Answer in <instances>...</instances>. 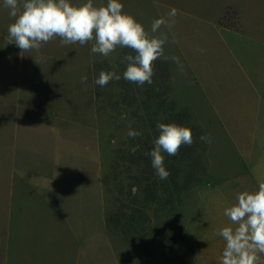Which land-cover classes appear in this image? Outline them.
Returning <instances> with one entry per match:
<instances>
[{"label": "rangeland", "instance_id": "obj_1", "mask_svg": "<svg viewBox=\"0 0 264 264\" xmlns=\"http://www.w3.org/2000/svg\"><path fill=\"white\" fill-rule=\"evenodd\" d=\"M121 1L124 12L134 16L148 31L154 19L161 18L162 15L167 17L166 8L160 4L165 0ZM85 2L86 0H71L75 5ZM93 3L94 6L106 5L107 0H93ZM189 3L194 7L196 1L190 0ZM9 11L3 0H0V28L6 29L13 23L14 18L10 17ZM183 23V20L178 19L173 25L172 30L179 36L178 43H172L167 26H162L159 31L168 36L164 46L165 55L170 61L171 57H178L183 66L181 69L177 63H171L174 87L180 88L175 89L174 95L180 101L200 104L204 97L187 92L193 77H188L190 73H184L188 66L186 59L190 60L189 69L194 74L201 73L205 81L209 79L214 85L224 84L223 78H232V70H235L233 68H236L238 73L240 69L229 53L221 48L209 49L200 44L197 38H191V42L184 43ZM156 35H159V32ZM54 39L60 42L58 53L54 52L50 44ZM54 39L42 44L39 51L31 50L30 54L28 51H21L22 66L18 65V60H12L10 69H0V264H220L224 247H209V238L205 231L200 229L204 223L205 208L204 203L200 201L202 193L198 185H193L186 193L177 196L176 212L159 220V223H163V232L165 230L163 235L169 236L174 231L175 235L171 236L169 241L182 247H161L155 230L151 231L142 246H130L107 226L108 218L116 211L114 199L118 191L114 187V164L117 152L124 147L126 133L132 125L129 113L127 118H123L120 112L110 108L120 93L115 80L111 85L103 87L94 82V90L92 85L88 91L80 87L79 95L83 97L85 105L79 116L94 117L95 140L89 134H80L75 110L72 111L70 105L58 108V111L67 113L70 120L67 124L73 123L64 128L61 132L63 137L60 139H67L77 154L74 158L65 155L63 161L66 164L62 166L64 169L60 167L63 171L59 170L57 174L55 190L58 191V197H49L57 203L48 209L46 204L39 201L38 196H34L37 194V189L33 187L35 182L38 183L37 176L29 175L31 187H23V178L27 176L18 169L42 168L40 164L51 166V153L57 148L54 150V141L47 133V123L36 113L37 103L31 101V98L23 101L26 107L22 106L21 100L17 102L18 94H25L29 85L27 80L18 74H33L38 71V67L55 62L58 63V77L72 81L75 75L84 72L81 63L87 61L86 45H63L59 37ZM123 50L118 48L108 57L95 54L94 67L104 61L111 65L117 63L121 53L125 52ZM7 51V47L1 44L0 55ZM19 53L20 50L16 48L15 55ZM247 58L245 55L241 59L244 69L247 68ZM30 63L37 65L29 67ZM66 95V92L58 91V99L65 100ZM211 98L222 105L231 103V99L224 92L218 95L212 92ZM169 99L171 100L170 97ZM201 113L207 115L208 111L202 110ZM18 117L21 122L17 126ZM262 119L264 120V116ZM58 148L66 149L61 146ZM263 154L262 151V156ZM256 156L255 159L258 158ZM262 156L260 163L264 159ZM34 163L38 165L33 166ZM257 176L264 180V170L261 169ZM201 177H204V173ZM102 186L103 196L100 202ZM24 192L31 194L26 197L23 211ZM209 209H213L211 205ZM100 229L103 230L102 235ZM85 238L88 239L86 247L85 243H78ZM180 238L186 240L189 245L186 246L184 242V245L180 244L177 241Z\"/></svg>", "mask_w": 264, "mask_h": 264}, {"label": "crops", "instance_id": "obj_2", "mask_svg": "<svg viewBox=\"0 0 264 264\" xmlns=\"http://www.w3.org/2000/svg\"><path fill=\"white\" fill-rule=\"evenodd\" d=\"M195 1L194 7L190 5V0H165L160 4L164 5L167 13L175 8L177 15L174 19L184 21L182 25V30H185L184 43L191 42V38H197L200 44L209 49L214 47V49L225 50L235 60L240 73L236 68H233L235 70H232V78H223L224 84L214 85L209 79L205 81L201 73L200 75L194 74L189 69L190 60L186 59L188 66H185L184 73H190L188 77H193L187 92L204 97L202 103L191 104L187 100L180 101L174 95L175 91L180 88L174 87L175 80L170 68L173 62L161 58L168 71L170 94L168 97L171 98L169 100L174 105V111L185 113L188 119V128L193 132V143L191 146H187L189 150L183 155V160L175 162L173 165L183 172L201 171L204 173L202 182L198 185L201 188L200 193H202L200 201L204 203L205 208L204 223L200 229L204 230L208 236V243L211 244L209 247H225L223 237L218 234L223 227L231 224L224 215L225 209L237 202L238 193L256 191L259 183L264 182L257 176L261 169L264 170V156H262V151L264 152V120L262 119L264 116V0ZM161 17L168 18L163 15ZM173 28V25L167 27L168 36H171L172 43H178L179 36L172 30ZM7 30L8 28H0V45L4 44L8 49L6 53L0 55V69L2 70L10 69L9 64L12 60H18V65L22 66L23 59L21 49L14 43H7ZM59 43V40L55 39L53 43H50L56 53H58ZM86 46L87 61L81 63L84 72L75 75L72 81L61 80L58 77V63L55 62L51 65L38 67V71L33 74H18L19 77L27 80L29 85L25 94H18L17 102L22 101L23 107L27 106L23 102L26 98H31V101L37 103L38 109L35 112L47 123V133L54 141L52 142L54 150L57 148L51 153L52 158L49 163L51 166L46 167V164H40L43 166L42 168L32 170L29 169L32 167H22L18 169L23 172L24 176H27V178H23L24 188L31 187L29 175L39 178L38 183L35 182L33 186L37 189V194L34 196H38L39 201L46 204L48 209L57 203L55 199L54 202L49 197L52 199L54 196L58 197L55 186L58 182L57 174L60 167L63 168L62 166L66 164L63 161L65 155L74 158L77 154L67 139H60L63 137L61 132L64 128L73 123L67 124L70 123L67 113L63 110L58 111V108L70 105V109L75 110L76 124L79 123L80 134H89L95 140L94 117L92 115L79 116L85 105L83 97L79 95L80 87L88 91L92 85L94 90L96 76L95 53L90 50L91 43H87ZM16 48L20 50L19 55H15ZM123 51L125 52L121 53L120 59L131 50L124 48ZM28 52L30 54L31 50ZM245 55L248 57L246 69L241 63V59ZM31 56L33 57V54ZM33 65L36 66L37 63H30L29 67ZM85 74L88 77L87 83L82 84L80 78ZM89 76H91V82H89ZM58 91L67 93L65 100L58 99ZM220 91L229 96L230 104L222 105L213 101L211 93L214 92L215 95H218L221 93ZM141 102L143 103L144 100L138 95L134 106ZM254 103L256 104L254 105ZM202 110L208 111V114L202 115ZM138 113L142 115L141 112ZM152 114L156 119L160 116L158 111H154ZM90 117H92L91 124ZM20 122L18 117L16 125L18 126ZM202 135L210 136L211 142L201 141L199 138ZM58 146L66 149L61 150ZM255 156L258 158L255 159ZM261 156L263 160L260 163ZM36 165L38 163L33 164V166ZM194 166H199V168ZM63 169L60 171L62 172ZM26 183H29V186ZM29 194L24 192L22 196L23 211L26 197ZM102 196L103 186L100 202ZM210 205L212 210L209 209ZM100 231L102 235L103 230L100 229ZM86 239L79 240L78 243L80 245L85 243L86 247L88 243V239ZM260 264H264V254H261Z\"/></svg>", "mask_w": 264, "mask_h": 264}, {"label": "clouds", "instance_id": "obj_3", "mask_svg": "<svg viewBox=\"0 0 264 264\" xmlns=\"http://www.w3.org/2000/svg\"><path fill=\"white\" fill-rule=\"evenodd\" d=\"M3 3L14 18L8 26L7 43H14L21 51H39L42 44L56 37L63 45L84 46L92 42L91 52L104 57L118 48H126L131 51L121 58V63L126 65L123 79L139 86L153 83L154 61L169 59L164 52L168 36L159 30L175 24V8L167 13V19H154L148 31L134 16L123 12L120 0H107L106 5L100 6H94L93 0L80 5L71 0H3ZM171 59L182 69L178 57ZM87 79L86 74L82 75L81 83L86 84ZM120 79L119 65L113 64L110 71L99 72L95 83L103 87ZM156 128L159 135L146 155L151 158L156 176L167 180L170 172L164 165V153L175 156L182 145L191 146L193 133L190 128L175 123L158 122ZM141 135V131L131 128L126 133L133 139ZM199 139L211 142L208 135ZM131 151L134 153L136 148ZM224 215L231 224L218 233L225 241L220 264H260L264 254V182L259 183L256 191L238 193L237 202L226 208Z\"/></svg>", "mask_w": 264, "mask_h": 264}, {"label": "trees", "instance_id": "obj_4", "mask_svg": "<svg viewBox=\"0 0 264 264\" xmlns=\"http://www.w3.org/2000/svg\"><path fill=\"white\" fill-rule=\"evenodd\" d=\"M115 64L119 65L121 74V79L114 81L120 93L117 101L110 108L120 112L123 118H127L129 113L132 119L131 129L141 131L142 135L135 139L126 137L124 147L117 152L113 175L114 187L118 191L114 199L116 211L108 218L106 224L130 246H142L151 231L155 230L161 247H182L169 241L171 236L175 235L174 231L169 236L163 235L165 230L163 232V223H159V220L176 212L175 198L186 193L193 185H199L203 173L191 171L185 174L186 172L180 171L173 165L183 160V155L189 150L187 145L181 146L178 155L169 156L164 153V165L170 172L167 180H160L156 176L151 158L146 153L153 149V142L159 135L156 128L158 122L188 127V119L184 112L174 111V105L169 100L168 71L161 58L153 62L154 75L151 85L145 83L139 86L123 79L122 73L126 65L121 63V59ZM111 66L107 63L97 65L96 78L101 70L110 71ZM111 83L112 81L108 84ZM138 95L144 102L134 106ZM154 111H158L162 117L154 118L152 114ZM134 147L136 151L133 153L131 149ZM193 160L196 161L195 158ZM194 167L199 168V166ZM177 241L189 245L182 238Z\"/></svg>", "mask_w": 264, "mask_h": 264}]
</instances>
